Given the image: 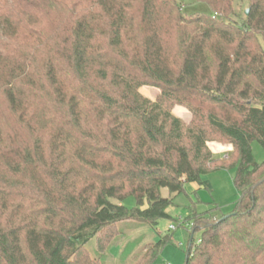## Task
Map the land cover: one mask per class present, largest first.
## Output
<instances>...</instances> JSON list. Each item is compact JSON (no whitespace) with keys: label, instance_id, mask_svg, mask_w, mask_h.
Listing matches in <instances>:
<instances>
[{"label":"trees","instance_id":"16d2710c","mask_svg":"<svg viewBox=\"0 0 264 264\" xmlns=\"http://www.w3.org/2000/svg\"><path fill=\"white\" fill-rule=\"evenodd\" d=\"M196 1L212 14L176 0H0V264H103L124 229L176 220L173 197L210 189L202 176L221 168L239 199L220 216L190 209L183 264H264V160L251 149H264V0H246L240 23L234 0ZM211 136L232 145L227 158ZM173 232L134 264H153Z\"/></svg>","mask_w":264,"mask_h":264},{"label":"rangeland","instance_id":"374dc122","mask_svg":"<svg viewBox=\"0 0 264 264\" xmlns=\"http://www.w3.org/2000/svg\"><path fill=\"white\" fill-rule=\"evenodd\" d=\"M181 6L184 14L195 16L199 14L211 15L209 6L202 1L196 0H176ZM248 8L246 0H234L233 11L231 19L240 23L245 17V10ZM138 91L144 97L150 100H155L159 94L160 89L156 86L143 84L138 88ZM171 111L188 122L191 113L188 108L183 105H172ZM210 141L207 142L209 149L215 157L225 159L230 155L233 147L219 136H211ZM251 149L256 162L264 160V149L256 140L252 141ZM235 170L228 168H221L213 170L202 176L210 183V189L199 186L196 183H186L184 191L173 197V204L169 207V212L176 220L161 219L159 220L156 229L150 225H139L128 227L124 232L116 237L117 242L115 246L110 247L105 252L103 264H134L137 260V253L144 249L146 243L154 242L158 236L169 230L171 224L178 225V217L184 221V225L177 226L173 232L175 244H167L160 252L153 264H183L185 259L186 239L188 237L187 229L192 226L191 221L184 220L190 209L199 212H212L217 216L230 213L239 199V193L236 190L233 177ZM163 197H169L166 188L161 189ZM127 207L135 206L133 197H128L124 200ZM215 208V209H214ZM199 233L195 232L193 235L194 243L197 242ZM182 243V244H181ZM92 257H95V240H90L86 245ZM127 254L120 256L121 250L126 249Z\"/></svg>","mask_w":264,"mask_h":264},{"label":"built area","instance_id":"2783aa9c","mask_svg":"<svg viewBox=\"0 0 264 264\" xmlns=\"http://www.w3.org/2000/svg\"><path fill=\"white\" fill-rule=\"evenodd\" d=\"M177 221L179 222L178 225L171 224V225L169 226V229H171V230H175V229H177V226L184 225V221H183V219H182L181 217H178ZM198 240H199V239H198ZM198 240H197V241H198ZM181 244H182V243H181ZM167 264H169V263H167Z\"/></svg>","mask_w":264,"mask_h":264},{"label":"water","instance_id":"95a60500","mask_svg":"<svg viewBox=\"0 0 264 264\" xmlns=\"http://www.w3.org/2000/svg\"><path fill=\"white\" fill-rule=\"evenodd\" d=\"M248 13V8L245 10V14H247Z\"/></svg>","mask_w":264,"mask_h":264}]
</instances>
